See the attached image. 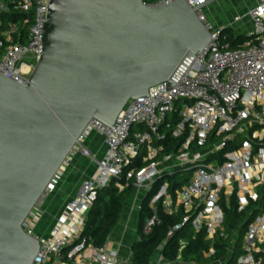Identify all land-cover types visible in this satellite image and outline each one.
Listing matches in <instances>:
<instances>
[{
  "label": "built area",
  "instance_id": "2783aa9c",
  "mask_svg": "<svg viewBox=\"0 0 264 264\" xmlns=\"http://www.w3.org/2000/svg\"><path fill=\"white\" fill-rule=\"evenodd\" d=\"M174 1L143 3L156 7ZM184 1L195 8L206 0ZM50 2L0 0V74L29 81L43 53ZM12 12L21 16L12 17ZM196 15L211 39L180 67L175 84L165 81L150 87L147 95L130 99L112 126L92 118L76 140L23 223L25 232L40 242L31 264H118L119 247L109 240L96 247L82 236L87 213L99 191L113 181L119 191L132 185L140 205V194L151 191L158 180L162 183L150 201L153 216L144 225L145 233L160 222L161 203L169 215L182 217L167 238L190 223L194 237L204 232L211 242L204 251L207 257L216 255V241H228V254L214 257V264H264V0L223 25L209 17L206 7ZM244 19L249 33L233 27ZM230 33L250 39L233 48ZM95 134L103 137L102 156L88 144ZM76 156L88 159L94 171L66 203L49 234H40L42 200L57 189ZM138 160L142 166H135ZM234 207L244 219L229 232L225 211ZM239 239L240 252L234 258ZM186 246L181 240L179 258Z\"/></svg>",
  "mask_w": 264,
  "mask_h": 264
},
{
  "label": "water",
  "instance_id": "95a60500",
  "mask_svg": "<svg viewBox=\"0 0 264 264\" xmlns=\"http://www.w3.org/2000/svg\"><path fill=\"white\" fill-rule=\"evenodd\" d=\"M186 1L51 0L28 82L0 74V264H31L23 223L92 118L112 126L132 98L174 77L211 36ZM228 264V263H227Z\"/></svg>",
  "mask_w": 264,
  "mask_h": 264
},
{
  "label": "trees",
  "instance_id": "16d2710c",
  "mask_svg": "<svg viewBox=\"0 0 264 264\" xmlns=\"http://www.w3.org/2000/svg\"><path fill=\"white\" fill-rule=\"evenodd\" d=\"M13 13V12H12ZM13 16H21L20 13H13ZM233 34V33H232ZM250 36L247 34L232 35L231 47H237L238 44L249 40ZM142 161L135 162V166H142ZM162 180H158L151 191L140 194V208L137 215V236L132 239L131 249L134 264H151L152 259L156 253L161 251L165 259L175 260L178 258L181 247V240H186L187 246L182 251V257L187 258L195 255L197 260H213L214 257L220 258L228 254L226 250V240L216 241L217 252L215 256L207 257L204 251H207L211 242L206 239L205 233L193 236L191 224L188 223L175 234L167 238L169 229L182 220L181 215H169L162 204L157 206V215L160 220L150 233L144 232V225L149 218L153 216V211L150 206L152 196L158 191ZM134 196V189L131 185L123 191L115 186L113 181L108 187L99 191V198L94 203L92 208L87 213V221L82 232V236L86 237L88 242L96 247L103 246L110 238L114 228L119 223L123 214L124 207ZM226 227L228 231H232L240 220L244 219V215L237 212L234 208L226 209ZM245 226L241 228V233L244 232ZM240 239L236 245L234 258L239 254ZM162 250H160V248Z\"/></svg>",
  "mask_w": 264,
  "mask_h": 264
},
{
  "label": "crops",
  "instance_id": "0c3cea01",
  "mask_svg": "<svg viewBox=\"0 0 264 264\" xmlns=\"http://www.w3.org/2000/svg\"><path fill=\"white\" fill-rule=\"evenodd\" d=\"M209 13H211V11H209ZM88 144L89 147L98 154V156H102L104 154L105 144L101 135H93L88 140ZM80 158L84 159V162L79 161ZM93 171L94 165L88 159L82 158L80 156H76L73 159L72 163L66 166L63 177L60 180L57 189L42 200V205L45 208V215L47 217L52 218L56 213V216L52 219V225L56 223V220L58 216L63 212L66 203L76 195L79 188L81 187L82 182L87 176L92 174ZM51 196H53L52 200H50ZM55 199H57V201H54ZM139 208L140 205L135 201V198L133 196V198H131L124 207L121 219L117 226L114 228L109 238L110 245L119 247V259L120 256L125 258L123 260H119L118 264H134L130 244L132 237L130 226H132V223L136 222ZM162 248L163 247H161L160 250H162ZM158 253L161 254V261L165 259L161 251H159ZM86 254L91 256L92 252L90 250H87ZM180 258H182V255Z\"/></svg>",
  "mask_w": 264,
  "mask_h": 264
},
{
  "label": "rangeland",
  "instance_id": "374dc122",
  "mask_svg": "<svg viewBox=\"0 0 264 264\" xmlns=\"http://www.w3.org/2000/svg\"><path fill=\"white\" fill-rule=\"evenodd\" d=\"M257 0H216L212 3H210L206 9L208 11L209 17L216 23V24H225L227 22H233L235 16H245L248 14L249 9L256 3ZM211 11V13H209ZM247 20L244 19L241 23H235L233 27L240 33H249L251 31V28L248 27V24L245 25L244 22ZM231 36L233 35L230 33ZM79 161L84 162V159H79ZM78 162V161H77ZM177 180L181 179L179 177L176 178ZM53 196L50 197V200H52ZM54 201H57L55 199ZM45 209V208H44ZM56 216V213L53 215V217ZM52 218L47 217L44 215L40 221V223L37 226L38 232L40 234H49L50 229L52 228ZM131 230V240L136 238L137 236V223H132V226H130ZM122 256H120L119 260H123ZM152 264H214L212 260H203L199 261L197 260L195 255H191L187 258H176L175 260L171 259L168 260L163 259L161 261V254L156 253L152 259Z\"/></svg>",
  "mask_w": 264,
  "mask_h": 264
}]
</instances>
